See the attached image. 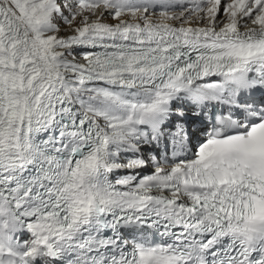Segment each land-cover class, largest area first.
I'll use <instances>...</instances> for the list:
<instances>
[{
  "label": "snow or ice",
  "instance_id": "obj_1",
  "mask_svg": "<svg viewBox=\"0 0 264 264\" xmlns=\"http://www.w3.org/2000/svg\"><path fill=\"white\" fill-rule=\"evenodd\" d=\"M0 264H264V0H0Z\"/></svg>",
  "mask_w": 264,
  "mask_h": 264
}]
</instances>
